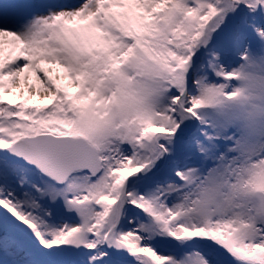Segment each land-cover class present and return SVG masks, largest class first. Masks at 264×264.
<instances>
[{
	"label": "snow or ice",
	"instance_id": "obj_1",
	"mask_svg": "<svg viewBox=\"0 0 264 264\" xmlns=\"http://www.w3.org/2000/svg\"><path fill=\"white\" fill-rule=\"evenodd\" d=\"M0 264H264V0H0Z\"/></svg>",
	"mask_w": 264,
	"mask_h": 264
},
{
	"label": "rangeland",
	"instance_id": "obj_2",
	"mask_svg": "<svg viewBox=\"0 0 264 264\" xmlns=\"http://www.w3.org/2000/svg\"><path fill=\"white\" fill-rule=\"evenodd\" d=\"M70 2V0H69ZM7 48V46H6ZM37 66L40 68H44L49 70L48 74L53 77L54 80L57 81L58 84L64 85L66 84V80H64L63 77V70L61 68H57L52 64L46 63V62H37ZM24 79L27 82V84H34L39 86V81L37 80V74L34 73L31 69H29L25 74H24ZM17 81L20 82L18 79ZM70 91H74V88H70ZM10 95L8 93H5V100H9ZM49 102H46L45 104H48ZM31 104V103H30Z\"/></svg>",
	"mask_w": 264,
	"mask_h": 264
},
{
	"label": "bare ground",
	"instance_id": "obj_3",
	"mask_svg": "<svg viewBox=\"0 0 264 264\" xmlns=\"http://www.w3.org/2000/svg\"><path fill=\"white\" fill-rule=\"evenodd\" d=\"M20 82L17 81V83L15 85H13V88H18ZM27 87V82L25 83V88ZM27 95V92L25 93ZM46 94L43 91H37V88H33L31 90V97L29 99V103H46L49 102L48 100L44 99V96Z\"/></svg>",
	"mask_w": 264,
	"mask_h": 264
}]
</instances>
